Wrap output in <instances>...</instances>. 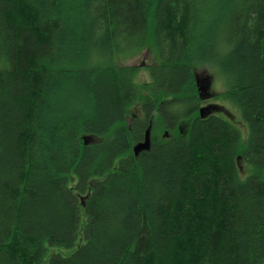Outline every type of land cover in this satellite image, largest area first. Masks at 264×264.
<instances>
[{"label":"trees","instance_id":"1","mask_svg":"<svg viewBox=\"0 0 264 264\" xmlns=\"http://www.w3.org/2000/svg\"><path fill=\"white\" fill-rule=\"evenodd\" d=\"M206 67L246 135L200 116ZM82 212L47 264H264V0H0V264Z\"/></svg>","mask_w":264,"mask_h":264},{"label":"rangeland","instance_id":"2","mask_svg":"<svg viewBox=\"0 0 264 264\" xmlns=\"http://www.w3.org/2000/svg\"><path fill=\"white\" fill-rule=\"evenodd\" d=\"M116 64L118 66H128V67H135L138 69L137 79L136 82L140 85H146L151 82V79L149 77L148 69L155 65L158 62L157 56L154 51L151 49H144L138 53H135L133 55L129 56H119L116 57ZM196 74L200 76H208L210 78V89L208 91V94L211 95L209 99H203L202 107H206L209 105H214L218 107H223L225 110H219L218 113L223 118L232 121L233 123H236L243 131V133L246 135L247 128L240 121V117L238 112L235 108H233L230 103L222 99V94L226 91L225 82L221 79L219 73H217L215 70L211 68H202L198 69ZM197 84V82H196ZM198 88V86H197ZM199 96L201 91L198 89ZM139 107H135L133 109V113L136 115L138 114ZM242 168V175L246 176L249 175L250 171L249 168L246 166H241ZM87 222V218L84 215V212L81 213V222H80V230H79V238L72 248H65L61 246H49L47 245V254L44 258V264H47L53 256H60L63 258L70 257L82 244L85 243L84 240V227Z\"/></svg>","mask_w":264,"mask_h":264},{"label":"water","instance_id":"3","mask_svg":"<svg viewBox=\"0 0 264 264\" xmlns=\"http://www.w3.org/2000/svg\"><path fill=\"white\" fill-rule=\"evenodd\" d=\"M196 82L198 89L201 91L200 98L203 99H209L211 97L210 94H208V91L210 89V78L207 76H200L196 74ZM225 110L223 107H218L214 105H209L206 107L200 108V116L202 118L207 117L213 112H218L219 110ZM152 145V139H151V128H149L146 132L144 141L136 144L133 148L134 155L138 157L141 153L145 151H149L151 149Z\"/></svg>","mask_w":264,"mask_h":264}]
</instances>
